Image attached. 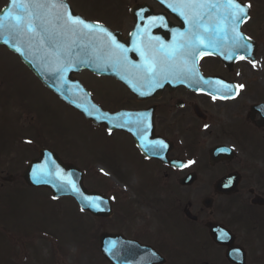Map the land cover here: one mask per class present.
<instances>
[{
  "label": "flooded vegetation",
  "instance_id": "1",
  "mask_svg": "<svg viewBox=\"0 0 264 264\" xmlns=\"http://www.w3.org/2000/svg\"><path fill=\"white\" fill-rule=\"evenodd\" d=\"M240 1L250 5V9L264 8V0ZM57 2L67 5L74 17L118 32L129 41L130 49L139 46L142 39L147 41V37L136 33H143L149 21L158 17H163L164 23L157 20L156 26L149 30L150 36L159 37L165 45L179 42L176 31L181 32V20L167 16L163 6L156 2L49 0L47 3ZM49 14L51 32L68 39L76 36L60 28L55 9ZM251 21L257 23L258 19L249 20L241 30L254 37L260 28L246 29ZM77 35L79 40L85 37ZM128 61L131 63L115 67L119 72L115 78L87 71L79 74L96 78L92 94L103 109L124 112L126 116L125 130L93 128L103 138L102 147L111 152L114 164L130 157L129 161L147 175L149 196L143 205L148 214L140 225L127 226L126 236L157 250L165 258L164 264H264V124L256 125L259 116L251 112L253 105L264 104L262 83L244 80L245 74L238 68L242 61L224 66L218 58L209 56L200 60L199 68L203 74L219 76L222 84L229 85L223 91L224 96L197 92L176 80L160 81L163 86L159 87L155 81L136 78L139 69L132 65L144 63L138 52L130 51ZM103 79L114 83V88L104 85ZM80 80L87 87L82 76ZM214 86L222 87L218 82ZM13 95L18 96L14 86L7 96ZM21 100L26 104L24 96H18L12 102L14 106L10 105L14 119L7 116L0 121L3 137L12 136V120L14 128L18 126L16 136L31 133L26 148L36 152L33 158L38 157L41 149H49L64 162L83 165L87 156L77 147H70L67 123L56 122L57 118L30 106L28 113L36 111L38 119L25 116L22 121L15 109ZM137 114L146 117V133L136 123L127 122L135 121ZM155 141H163L167 147L150 148L149 142ZM140 145L150 148L146 149L148 155ZM137 174L144 175L140 171ZM125 181L122 179V184ZM141 189L142 186L137 188V192L141 193ZM115 193L121 194L117 190ZM118 207L119 202L114 201V213ZM130 211L125 221L134 219ZM223 233L227 236L221 239Z\"/></svg>",
  "mask_w": 264,
  "mask_h": 264
},
{
  "label": "rangeland",
  "instance_id": "2",
  "mask_svg": "<svg viewBox=\"0 0 264 264\" xmlns=\"http://www.w3.org/2000/svg\"><path fill=\"white\" fill-rule=\"evenodd\" d=\"M3 3L4 0H0V6ZM250 18L258 21H251L245 28H260L255 35L259 47L257 62L251 66L242 62L238 68L244 72L245 81L262 83L264 90V8L251 9ZM81 76L93 92L96 78L86 73ZM103 84L110 89L115 85L107 79H103ZM13 86L26 102L18 101L15 107L20 119L23 121L25 116L28 119L34 116V121L38 119L36 111L28 113L30 106L57 118L56 122L67 123L70 147H77L87 156L85 163L80 165L86 173L85 187L101 192L116 203L121 201L119 205H125L126 211L132 210L134 219L125 221L127 212L120 207L112 212L111 217L94 218L81 212L71 198L64 197L54 202L45 189H29L21 174L36 152L24 147L23 137H30L31 133L23 132L22 139L16 137L18 126L14 128L12 117V137H3L0 127V264H109L99 252L98 237L101 233H115L116 230L126 234L127 226L142 223L148 214L143 205L149 196L147 175L131 162L130 157L114 164L111 152L102 147L100 134L88 127L77 113L58 103L15 55L0 46V121L7 115H14L10 105L14 106L12 102L18 96H7ZM3 106L8 110H2ZM139 171L144 175H136ZM5 177H10V181L5 182ZM122 179L127 181L122 184ZM141 186V193H138L137 188ZM115 189L124 197L113 193Z\"/></svg>",
  "mask_w": 264,
  "mask_h": 264
},
{
  "label": "water",
  "instance_id": "3",
  "mask_svg": "<svg viewBox=\"0 0 264 264\" xmlns=\"http://www.w3.org/2000/svg\"><path fill=\"white\" fill-rule=\"evenodd\" d=\"M165 3H224L225 0H155ZM30 3V0H24ZM11 7V0H8L7 5L0 11V19H2ZM168 11L174 12L171 7L166 6ZM190 13L193 9H180ZM206 10L199 9L198 11ZM214 10V17H222L224 9ZM197 11V10H196ZM249 9L247 10L248 17ZM193 14L190 13V17ZM245 20V19H244ZM243 20V22H244ZM242 22V23H243ZM238 31L240 32V26ZM205 24V23H204ZM185 25V23H184ZM213 26V24H207ZM231 31L225 37L220 34L212 47L202 48L199 54L195 57L194 74H180V77H175V80H181L184 83L195 82L193 86L196 90L202 91H218L217 88H212L209 83L216 82L215 78H205L201 76L197 70V61L200 56L212 54L220 57L224 64L230 66L235 59L243 56L254 61L256 45L253 41L245 38L248 44H251L250 50L234 49L231 41ZM107 39V37H106ZM106 39H97L87 37L85 41V53L74 56H60L58 50H65V43L58 46L57 42L46 40L43 45L39 39L29 41L27 37L13 39L9 33L0 30V45L5 46L8 50L16 54L22 63L27 66L38 80L51 92H53L67 106L71 107L80 113L86 120L93 125H104L108 130L114 128L123 129L122 120L118 114H112L103 111L94 101L90 94L72 75L83 69L106 76H115L116 72L112 70V58H109L107 49L104 46ZM7 41V42H6ZM65 45V46H64ZM17 48L20 50L17 51ZM47 54V55H46ZM59 56V62L66 67L68 71L61 74L54 69L56 65V56ZM231 57V58H229ZM180 82V81H178ZM261 107V108H260ZM260 108V110H259ZM256 110L260 112L262 120L259 124H264V106H256ZM25 183L31 187H44L51 191L53 198L61 196H70L75 199L79 206L92 213L95 216L107 217L111 213L109 202L102 196L96 193H88L82 185V174L75 167L62 163L61 160L50 151H41L40 158L31 161L22 175ZM9 178H5L8 181ZM89 201H95L93 206H89ZM100 252L102 256L110 264H162L163 258L150 248L142 247L135 242L125 240L121 235L102 234L99 239Z\"/></svg>",
  "mask_w": 264,
  "mask_h": 264
},
{
  "label": "snow or ice",
  "instance_id": "4",
  "mask_svg": "<svg viewBox=\"0 0 264 264\" xmlns=\"http://www.w3.org/2000/svg\"><path fill=\"white\" fill-rule=\"evenodd\" d=\"M173 11L180 9H220L223 8L224 15L218 19V22L209 27L203 23V12H195L191 19L185 15V12L180 11L179 14L184 16L187 22L190 23L192 30L189 33H178L180 37L178 43L165 45L160 41L159 37H151L149 34L150 28L156 26L157 20L161 24L164 23L163 17L153 18L149 21L147 27L144 28L143 33L137 32L138 36L147 37V41L141 40L140 45L128 49L120 44L112 33L100 28L99 25H92L86 23L79 17H74L68 10L67 5L62 2L57 3H39L31 2L26 3L24 0H11V7L7 10L4 17L0 19V30L7 31L9 36L13 39L27 37L29 41L39 39L41 45L45 43V37L42 32H46V24H50L48 14L51 10H56L55 20L59 22L60 28L64 32H70L72 35L81 36H95L98 33H103L107 39L104 41V46L107 49L109 58L114 59L117 63H131L128 61L127 53L129 51L138 52L144 60L141 65H132V67L139 69L136 73L138 80L155 81L156 86L162 87L160 78H166L168 75L178 72L179 74H194L195 73V57L199 54L202 48L212 47L220 34L227 37L229 30L231 31V41L234 49L250 50L251 44L245 41V38L238 31V26L247 19V10L250 5H242L238 0H225L224 3H179L176 5H169ZM39 20L40 24L37 25L36 21ZM38 28L42 31H38ZM49 40L54 43L53 37ZM152 40L157 43L153 45ZM7 42V41H6ZM20 49L17 48V51ZM179 55L183 58V64L177 66L172 62ZM231 58V57H229ZM244 59L243 56L239 57ZM191 60L190 65L188 61ZM55 71L61 74L68 71V67L59 62V56H56ZM223 89L227 90L229 85L222 84ZM242 87V86H241ZM143 94V93H142ZM216 97L213 96V99ZM131 117V114H127ZM146 117L137 114L136 120L129 119L128 123H136L141 129L142 133H146L147 125L145 124ZM123 126V125H118ZM111 131V130H110ZM142 138L143 135H142ZM152 149H163L167 147L163 141L149 142L148 145ZM89 206H93L95 201H89ZM227 233H223L221 239L226 237Z\"/></svg>",
  "mask_w": 264,
  "mask_h": 264
}]
</instances>
